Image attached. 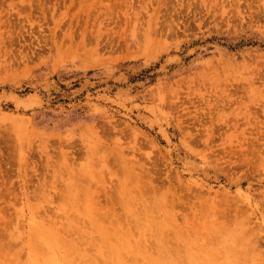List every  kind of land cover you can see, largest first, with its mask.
<instances>
[{
    "label": "rangeland",
    "instance_id": "1",
    "mask_svg": "<svg viewBox=\"0 0 264 264\" xmlns=\"http://www.w3.org/2000/svg\"><path fill=\"white\" fill-rule=\"evenodd\" d=\"M119 242L264 264V0H0V264Z\"/></svg>",
    "mask_w": 264,
    "mask_h": 264
},
{
    "label": "bare ground",
    "instance_id": "2",
    "mask_svg": "<svg viewBox=\"0 0 264 264\" xmlns=\"http://www.w3.org/2000/svg\"><path fill=\"white\" fill-rule=\"evenodd\" d=\"M167 211V210H166ZM169 212V211H168ZM167 212V213H168ZM125 245H126V243H124V242H119V243H117L116 245H115V256L114 257H112L111 259H109V262L106 260V261H103V264H132L131 262H128V263H124V259H122L121 258V253H122V250L125 248ZM70 246H72V244L70 245ZM157 248V247H156ZM156 248H153V251H154V249H155V252H156ZM73 250V252L74 251H76L75 253H76V255H77V250H75L74 249V247H71V251ZM162 251L160 248H158V251ZM152 251V257H151V254H150V256L149 257H151V261L153 260V256H154V253L155 252H153ZM163 252V251H162ZM62 253H64L63 251H62ZM164 253V252H163ZM160 255H161V252L159 253ZM67 255V254H66ZM158 256V254H157V256H158V258H161V257H163V255H161V256ZM164 255L166 256V254L164 253ZM169 255H170V253H169ZM77 256H79V255H77ZM147 256V257H148ZM156 256V257H157ZM168 256V255H167ZM63 257H65L66 258V256H63ZM68 257V256H67ZM155 257V256H154ZM171 257V256H170ZM158 258L156 259L155 258V260L154 261H152L153 263L152 264H154V262H155V264L157 263V264H162V259H164V258H162L161 260L159 259L158 260ZM168 257H166V259H167ZM62 259H64V258H62ZM87 259V258H86ZM134 258H132V260H133ZM150 259V258H149ZM170 259V258H169ZM167 260L165 263H163V264H166L167 262H169V261H171V260ZM48 260H51V259H48ZM47 260V261H48ZM67 260V261H66ZM66 260L64 259V262L66 261V263L65 264H69V262H68V260L69 259H67L66 258ZM71 260V259H70ZM69 260V261H70ZM63 261V260H62ZM74 261V259L72 260V262ZM147 261H148V259H147ZM164 261H165V259H164ZM64 262H62V263H64ZM70 263V264H76L75 262H73V263ZM85 262H86V260H85ZM46 264H56L55 262H53V260H51L50 261V263H49V261L48 262H46ZM82 264V263H81ZM83 264H93V263H91V262H89V263H83ZM147 264H149V262L147 263Z\"/></svg>",
    "mask_w": 264,
    "mask_h": 264
}]
</instances>
